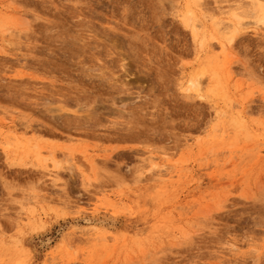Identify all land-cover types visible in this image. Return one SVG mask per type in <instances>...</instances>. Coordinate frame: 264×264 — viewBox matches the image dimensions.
Instances as JSON below:
<instances>
[{"label":"rangeland","instance_id":"rangeland-1","mask_svg":"<svg viewBox=\"0 0 264 264\" xmlns=\"http://www.w3.org/2000/svg\"><path fill=\"white\" fill-rule=\"evenodd\" d=\"M187 1L0 0V264H264V24Z\"/></svg>","mask_w":264,"mask_h":264},{"label":"bare ground","instance_id":"bare-ground-1","mask_svg":"<svg viewBox=\"0 0 264 264\" xmlns=\"http://www.w3.org/2000/svg\"><path fill=\"white\" fill-rule=\"evenodd\" d=\"M200 1L201 0H188L187 1V4H186V13L189 15V14H193V6H199L200 5ZM251 1V3H252V6L253 5H255V8L252 10V15H251V17H253V19H254V22L255 23H257V25L258 24H264V1H262V0H250ZM199 3V4H198ZM193 8V9H192ZM233 10V9H232ZM245 14V13H244ZM249 14H251V13H249ZM231 15V17H230V19H229V24H231V25H233V31H236V30H238L239 29V27L240 26H242L243 25V23H242V21H241V17H242V15L240 14V13H237V12H235V9H234V11H232V13L230 14ZM248 15V14H247ZM212 17V16H211ZM189 19H190V17H188ZM213 18V17H212ZM191 20V19H190ZM194 20H196V19H194ZM218 20H215V21H213L212 22V24L214 25V26H216L217 24H218ZM190 23V22H189ZM193 24V23H192ZM191 24V25H192ZM195 24V23H194ZM228 28V27H227ZM233 33V32H232ZM202 38V37H201ZM233 39V36H228V37H226V40H228V41H231ZM224 46H225V44H222V47L224 48ZM204 70V69H203ZM202 70V71H203ZM200 73H202V72H200ZM199 73V74H200ZM203 73H204V71H203ZM202 73V74H203ZM216 73V72H215ZM216 75H217V73H216ZM199 76V75H198ZM219 78V77H218ZM219 81V80H218ZM219 83V82H218ZM215 84H216V82H215ZM217 85V84H216ZM198 86H199V77H190L189 79H188V89H197L198 88ZM238 124H239V121H238ZM38 153V152H37ZM154 165V167L156 166V163H152V166ZM54 167H59L58 166V164H55L54 165ZM164 167V166H163ZM166 168V167H165ZM165 168L163 169V171H165ZM161 171V173H164V172H162V169L160 170ZM50 172V171H49ZM54 173V172H53ZM95 207V206H94ZM98 207V206H97ZM98 209H99V207H98ZM94 211H95V209H94ZM99 211V210H98ZM79 212H81V211H79ZM97 212V211H96ZM82 213H84L83 211H82ZM100 213V212H99ZM99 213H97V214H99ZM79 218V217H78ZM74 219V218H73ZM76 219V218H75ZM88 220V219H87ZM88 223V222H87ZM91 223H93V222H91ZM89 225H90V222H89ZM99 225V224H98ZM97 225V226H98ZM77 228V227H76ZM86 228V227H85ZM88 229V228H87ZM92 230H94V234H95V232H97V227L96 228H94V229H92ZM79 231H81V230H79ZM82 231H83V229H82ZM81 231V232H82ZM86 231V230H85ZM84 232V231H83ZM92 232V231H91ZM85 233V232H84ZM93 233H91V235H94ZM70 234V233H69ZM86 235H88V234H86ZM97 236H99V235H97ZM100 237V236H99ZM104 238V237H103ZM97 239V238H96ZM30 240V239H29ZM32 248H33V246H32ZM30 253V252H29Z\"/></svg>","mask_w":264,"mask_h":264}]
</instances>
